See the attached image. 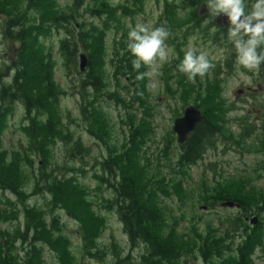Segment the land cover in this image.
Segmentation results:
<instances>
[{
	"label": "trees",
	"instance_id": "16d2710c",
	"mask_svg": "<svg viewBox=\"0 0 264 264\" xmlns=\"http://www.w3.org/2000/svg\"><path fill=\"white\" fill-rule=\"evenodd\" d=\"M154 1L163 3L164 17L161 24L170 33L177 29L174 27L176 20L174 17L177 12L174 11L196 9L199 0ZM3 2L0 0V11L7 13L9 17L8 30L18 45V52L16 64L11 69L13 76L10 84L3 85L0 90V190L4 194L9 192L13 197L22 200L26 189L42 186L45 194L51 193L54 196V206L77 209L80 212L76 216L79 217L80 229L83 233L82 242L93 257L103 256L99 244L102 236L101 228H106L107 220L101 210L113 211L115 207L117 218L129 238L128 243L142 245L146 252L141 258H144L147 264H191L189 258L195 259L196 253L203 260L202 264H254L252 256L255 251L263 250L262 223L249 227L244 225L241 219H237L234 228L230 224L231 234L227 230L225 234L213 235L210 230L205 235L199 233L195 238H190L187 234L180 233L178 219L167 215L163 199L176 195L182 200L186 193L182 195V186L176 188L173 185L174 180L169 186L162 176L161 164L158 165L159 169L153 168L147 145V134L151 131V124L147 121V118L151 117L149 113H145V116L137 120V117L130 112L134 106L146 111L149 97L139 96L140 91L145 88L146 79L134 68L129 49L122 46V49L117 50L114 45V54L110 61L113 67L112 80L117 81L122 78L126 83L123 89L126 91L125 94L118 89H108V82L102 71L93 68V55L90 49L95 45L96 50H99L108 27L114 26L119 30L125 28L120 27V23H123L122 19L134 17L142 12L145 0H132V4L120 7L121 9L115 12L124 15L119 14V16L108 10L105 2L97 0H90L86 5H84L85 0L83 5V0H72L71 5L65 7H60L56 0H3ZM25 4L28 8L34 9L35 6L38 13L37 21L36 18L32 21H23L21 18L18 21L19 18L16 16L21 17ZM81 10H85V15L81 14ZM89 12H97L96 18L99 20L95 25H89L84 20L87 19L86 15L91 16ZM110 14L111 17L105 18ZM191 18V24L206 20L200 18L195 11ZM100 22H107L105 31L97 26ZM40 24L50 29L53 27L56 31L60 29L66 31L65 37L54 46L47 45L42 40V32L38 29ZM13 26H17V30L13 31ZM228 28H218L211 38L213 44L223 46L229 55L224 71L232 70L233 65L237 64L234 49L227 39ZM94 32L95 38L90 42ZM123 39L124 37L121 38ZM79 48L87 52L90 60L88 69L84 73H77L79 78L73 83L80 97V116L76 118L70 113L65 115L61 108L60 98L65 93L57 88L54 81L55 62L52 51L55 49L58 52L68 68L71 63L76 65ZM219 68L220 66L217 68L215 79L208 80L207 83L200 82L199 89L192 91L194 106L205 116L204 123L196 128L183 146H175L176 137L171 131L170 136L175 148L172 150L169 142L167 149L162 152L166 154L167 150H170L171 154L175 155L173 172L182 177H187L193 167L201 164L208 152L217 149L220 138L224 135L231 137L225 129V116H221L219 112L224 110V102L221 101L219 92L215 94L217 82L222 75ZM257 69L260 80L264 82V63ZM163 80L165 81L164 77ZM178 92L180 90L176 91V94ZM99 97L113 103L115 107L123 108V111L127 110L121 121L122 126L126 128L122 147H116L110 141L109 125L112 120L110 118L107 120L97 112L96 102ZM260 105L264 108V100ZM182 109L184 110L185 107ZM17 111H24L22 112L23 127L27 147L22 145L21 149L10 152L3 146V139L9 128V119ZM68 121L71 123L81 121V125L86 127L95 142L97 139L105 144L107 155L101 160L94 158L97 167L93 178L97 184V191L100 193L104 187L109 186L112 197L105 202L96 199V203L102 201L100 211L90 208L94 202L83 199L82 191L78 189L77 177L88 174L87 164L84 161L90 156L91 150L85 147L81 139L75 138V134L69 128L71 123ZM243 129L244 133L236 138L237 141L253 135V130L245 127ZM105 134L107 137L102 139ZM57 146L62 147L67 160L71 162V166H67V172L64 174H59L64 168L58 165L57 168L54 166L53 169L47 170L50 165L51 149ZM42 150H44L43 167L38 166L40 175L33 171L31 177L28 169L34 167L33 155L41 154ZM58 168L59 170L56 171ZM158 170H160L159 175L156 172ZM217 184L212 188H208L206 182L203 184L202 199L209 208H213L218 202L233 201L241 206V210H238L240 212L248 213L257 208L260 215L264 214V193L247 194L246 185L241 179H236L233 183L218 182ZM66 188L69 191L74 190L78 195L80 192L81 199H78V195H74L70 200L65 194ZM22 203H16L10 197H5L4 201L0 200V264H51L43 256L45 247L54 250L59 264H79L69 250V238L61 229L56 228L59 217L56 216L58 214L50 213V207L53 209V205L47 203L46 209H39L32 208L33 205L28 201ZM46 212L49 213L46 215ZM238 232L241 241L234 244L232 236L234 240V234L237 236ZM112 249L120 259L121 254L115 243L112 244Z\"/></svg>",
	"mask_w": 264,
	"mask_h": 264
},
{
	"label": "rangeland",
	"instance_id": "374dc122",
	"mask_svg": "<svg viewBox=\"0 0 264 264\" xmlns=\"http://www.w3.org/2000/svg\"><path fill=\"white\" fill-rule=\"evenodd\" d=\"M105 2L108 10L113 12L117 11L120 7L132 4V0H97ZM3 2V0H2ZM58 5L65 7L71 5L72 0H56ZM90 3V0H84L82 5ZM205 4L207 0H202ZM252 0H246V3L250 6ZM4 3V2H3ZM159 5V6H158ZM202 7V6H200ZM207 8V6H205ZM28 8V5H24L21 11V17L18 21H32L33 18L38 19L37 9ZM121 9V8H120ZM128 9V8H126ZM177 12L175 15V26L176 31L170 32L169 38L166 40L167 46L172 50L169 53L167 61L160 62L156 61L152 66H141L137 69L140 76L146 79L145 88H143L139 96L147 95L149 101L147 103V110L143 108H138L134 106L131 108L132 112L137 120L145 116V113H149L151 117L147 118V121L151 124V131L148 133L147 145L149 148V157L152 160L153 168L159 169L158 165L163 166L161 170L163 178L168 182L169 186L171 181L174 180L173 185L176 188L182 186V195L186 193L182 200L178 199L176 195L170 198L163 199V205L167 208V215L170 218L178 219V227L180 233L187 234L190 238H195L197 234H206L211 230L213 235L225 234L228 230L234 228V222L237 219H241L244 225L252 227L250 220L253 218H258V223H262L264 229V214H259L260 211L257 208L253 211H248V213L240 212L236 209L222 208L218 202L213 208L206 206L202 199V189L203 184L206 182L208 188L216 187L218 182L230 183L234 182L236 179H241L245 183V192L247 194L253 192L264 193V108L261 107L260 103L262 101L261 94L255 95V91H259L258 82L264 86V82L259 79V70L256 68L254 70L243 69L240 65L234 64L232 70L224 71L225 63L228 61L229 55L225 48L220 45H215L211 41V38L215 35L216 27H213L212 18L200 23H193L191 15L193 9H188ZM9 12V11H8ZM110 12V13H113ZM122 12V10H121ZM5 13V12H4ZM0 11V90L3 85L7 86L10 84L11 69L14 68L16 64V56L18 45L13 39L12 34L8 30L7 23L9 17ZM45 13V12H44ZM85 10H81V14L85 15ZM91 16L86 15L87 19H84L87 24L95 25L99 18H96L97 12H89ZM117 16L122 13L115 12ZM200 15L198 12H195ZM210 14V12L208 13ZM124 15V14H122ZM111 17V14L105 18ZM163 14V5L154 2L153 0H145L143 11L137 13L134 17H124L122 19L123 23H120V27H125L121 30L115 29L113 27H108V32L103 39V44L99 46V50L94 48L90 49V53L93 55V68L98 71L101 70L104 74L107 82L108 89H118L126 91V83L122 80L114 81L112 80V65L110 61L113 57V47H117V50L122 49V46L127 47V32L130 26H135L137 23H143L152 27L161 26ZM48 19H46L47 21ZM35 21V22H36ZM33 22V23H35ZM178 22V23H177ZM107 25V22H105ZM104 22L97 24L102 30L105 31ZM209 28V29H208ZM40 32H42V40L45 41L47 45H56L58 41L65 37L66 31L60 29L57 30L53 27L47 28L45 26L39 25ZM208 29V30H207ZM12 30H17V26H13ZM209 34V35H208ZM96 33L92 34L91 41L95 38ZM124 37L123 40L121 38ZM41 39V38H40ZM56 48V47H55ZM189 48L194 49L196 52H204L210 58L214 67H212L209 72L203 77H197L198 81H189L186 75L180 73L177 69V65L183 59L185 51ZM52 57L55 62L54 71V81L57 88L65 94L60 98L61 108L66 115L70 113L73 117L79 118V95L77 94V89L73 84L76 79L79 78L77 73L79 71L80 65V55L84 54L87 59L89 66V57L87 52L82 48H79L76 65L72 63L67 68L65 66L64 60L60 57L58 52L53 49ZM127 50V49H126ZM130 51V50H128ZM14 65V66H13ZM88 66L86 70L88 69ZM220 66L222 75L219 77L217 82L216 92H219V97L221 101L224 102V110H220L221 116H225V129L231 134V137L225 136L220 138L217 149L210 151L204 157V161L197 167H193L187 177H182L181 175L173 172L172 165L173 161L176 159L175 155L171 154L167 150L166 154L162 152L171 143V149L175 148L174 141L171 139L170 133L173 130L174 121L182 115L183 109L188 106L195 105L194 90H198L200 82L207 83L208 80L215 79V74L217 68ZM163 77L165 81L163 80ZM249 89H253L251 94ZM180 90L176 94V91ZM184 93H190L192 95H185ZM216 96V95H215ZM126 97V95L124 96ZM200 97V96H199ZM216 101H218L217 97ZM264 100V99H263ZM185 105V106H184ZM184 106V107H183ZM96 109L102 117L110 118V141L116 147H122L125 138V129L122 126V120L124 119L123 108L115 107L113 103L106 102L103 97H99L96 102ZM24 111H17L14 116L9 119V128L6 131L3 139V146L8 149V151L19 150L22 145L27 147V139L24 133V123L23 114ZM81 122V121H80ZM79 121L72 122L69 128L75 134V138L81 139L83 144L87 149L90 148V156L84 161L87 164V173L85 176L79 175L77 177L78 189L82 191L83 199L93 201L90 208L101 210L102 201L99 200L96 203V199H102L104 202L112 197L111 191L108 187L99 193L96 189V183L93 178L95 168L97 167V162L95 157L102 159L103 156L107 155L105 144L96 140V142L90 137L86 127L81 125ZM67 123V125H68ZM107 126V122H106ZM248 128L252 131V136L250 138H243L242 141H237L236 138L244 133V129ZM102 137V135H100ZM95 138L94 136H92ZM107 135L103 136L105 139ZM174 146V147H173ZM167 149V148H166ZM42 153H37L34 156L35 164L32 169H28L29 173L32 172L40 175L38 166L43 167ZM170 155V156H169ZM49 163L47 170L53 169V167L58 165V167H63L59 171V174H64L67 172V166H71V162L67 160L65 151L61 146L52 148L50 152ZM66 158V159H65ZM160 159V161H158ZM98 160V162L100 161ZM69 163V164H68ZM54 164V165H53ZM211 166V167H210ZM57 168V167H56ZM56 169V171H58ZM160 170L156 171L159 175ZM180 181V182H178ZM225 184H223L225 186ZM33 187V186H32ZM32 187L30 189H32ZM68 188V186H67ZM65 194L72 200L74 195H78L74 190L67 189ZM26 189L24 192V198L21 200L19 198L13 197L9 192H4L0 190V200H5V197H10L16 203L25 204L28 201L32 208H47V203L53 205L54 196L51 193H46L42 186L34 187L32 190ZM79 192V191H78ZM90 195V198H88ZM78 199H81L80 192ZM19 201V202H18ZM96 203V205H95ZM95 205V206H94ZM50 213L58 214L56 215V228L61 229L66 237L69 238V250L71 254L76 257L79 264H147L144 258H141L145 254V249L140 244L128 243L129 238L127 234L123 231V225L117 218L116 208L114 210H101L102 214L105 216L106 228H101V239H100V249L103 252L102 257H93L90 255L88 249L85 248L82 239L83 233L80 229L81 225L79 223V217L76 216L80 214L77 209L70 208L66 209L63 206L52 207ZM97 211V212H98ZM251 212V213H250ZM49 212H46V215ZM257 213V214H256ZM230 224L233 226L230 229ZM95 229V227H94ZM196 232V233H195ZM98 234V233H97ZM85 235V234H84ZM262 242L263 250L255 251L252 256V261L254 264H264V231L262 232ZM241 241L240 233L237 236L234 234V240L232 236V243L236 244ZM115 243L121 254L120 259L116 257L113 253L112 244ZM100 255V256H101ZM43 256L51 264H59L56 260V254L51 248L45 247L43 250ZM198 253L194 254V258L186 256L190 259L191 264H202L203 260Z\"/></svg>",
	"mask_w": 264,
	"mask_h": 264
},
{
	"label": "clouds",
	"instance_id": "9594fccd",
	"mask_svg": "<svg viewBox=\"0 0 264 264\" xmlns=\"http://www.w3.org/2000/svg\"><path fill=\"white\" fill-rule=\"evenodd\" d=\"M206 6L213 19L224 15L229 21L227 39L235 52V61L243 69L254 70L264 63V0H207ZM169 30L161 25L149 28L137 23L127 32V47L133 57V66L139 69L152 66L156 61L165 62L171 49L165 43ZM214 64L204 52L189 48L177 65L189 81L203 78Z\"/></svg>",
	"mask_w": 264,
	"mask_h": 264
},
{
	"label": "water",
	"instance_id": "95a60500",
	"mask_svg": "<svg viewBox=\"0 0 264 264\" xmlns=\"http://www.w3.org/2000/svg\"><path fill=\"white\" fill-rule=\"evenodd\" d=\"M206 11L202 10L201 14H205ZM214 23L217 26L220 27H225L229 25V21L227 19L226 16L224 15H220L217 16L214 20ZM88 66L87 63V59L86 56L84 54L80 55V72L83 73L85 72L86 68ZM204 122V116L203 114L200 112L199 109H197L196 107H189L187 108L184 113L183 116L179 119H176L174 122V127H173V131L177 136V142L179 145H183L187 142L189 136L191 133H193L195 131V129L201 125ZM222 208H229V209H234L240 208V205L234 203V202H224L221 204ZM258 219L254 218L251 223L253 225L257 224Z\"/></svg>",
	"mask_w": 264,
	"mask_h": 264
},
{
	"label": "flooded vegetation",
	"instance_id": "af4514ba",
	"mask_svg": "<svg viewBox=\"0 0 264 264\" xmlns=\"http://www.w3.org/2000/svg\"><path fill=\"white\" fill-rule=\"evenodd\" d=\"M154 1V0H153ZM160 3V2H159ZM163 4V3H162ZM159 6V5H158ZM200 6H202V7H200ZM204 6H206V4L204 3V2H202V0H199L198 1V4H197V7H196V9H193L195 12H198V13H200L201 11H202V8L204 7ZM206 8V7H205ZM204 8V10L207 12V13H209V10H208V8H206L205 9ZM189 10L191 9V8H188ZM187 9V10H188ZM216 30L218 31V28H216ZM216 31V32H217ZM258 89H259V91H255L254 92V94L255 95H258V94H261L263 97H261V99L263 100L264 99V86H262L259 82H258ZM251 91H253V89H249V92H250V94H251Z\"/></svg>",
	"mask_w": 264,
	"mask_h": 264
}]
</instances>
